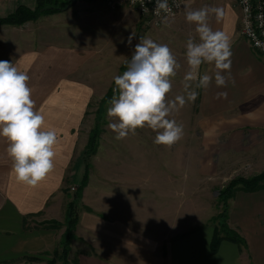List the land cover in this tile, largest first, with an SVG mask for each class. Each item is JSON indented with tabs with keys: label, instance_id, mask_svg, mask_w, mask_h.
Segmentation results:
<instances>
[{
	"label": "crops",
	"instance_id": "obj_1",
	"mask_svg": "<svg viewBox=\"0 0 264 264\" xmlns=\"http://www.w3.org/2000/svg\"><path fill=\"white\" fill-rule=\"evenodd\" d=\"M224 2L222 17L218 21L212 14L209 23L231 39L227 87L216 86L214 65H201V75H213V80L207 89H195L196 100L170 117L183 125L182 139L171 147L155 144L156 133L145 127L137 129L139 137L134 140L140 150L133 151L126 146L135 142L130 135L117 140L113 132L112 141L120 144L109 143L106 153L95 155L98 161L106 154V182L101 174L94 182L91 173L83 190L86 209L79 215L70 264H264V188L238 190L228 201V224L246 245L223 240L216 253L211 249L216 211L208 214L211 198L205 190L219 191L234 178L264 172V56L241 36V10L235 0ZM26 4L33 8L35 0ZM186 8L200 6L186 5L159 26L143 25L151 28L145 37L149 32L154 42L167 44L181 65L172 78L169 100L184 94L187 40L193 36L199 42L195 25L185 19ZM117 47L102 53L99 47L86 48L75 39L72 44L43 43L23 49L16 67L30 77L36 109L45 114L48 126L62 134L55 168L35 188L15 180L7 141L0 138V264H17L20 258H27L24 264H47L44 259L28 258L57 249L64 225L60 231L29 228L25 221L65 219L63 180L71 169V182L79 184L86 166L83 150L73 152L76 135L72 131L81 123L92 94L98 88L110 89L112 78L130 55L127 37ZM218 93L226 96L217 98ZM126 148L135 161L127 160ZM95 157L94 170L101 162L96 163ZM201 203L206 206L204 213H197L193 208ZM195 220L203 223L195 226Z\"/></svg>",
	"mask_w": 264,
	"mask_h": 264
},
{
	"label": "clouds",
	"instance_id": "obj_2",
	"mask_svg": "<svg viewBox=\"0 0 264 264\" xmlns=\"http://www.w3.org/2000/svg\"><path fill=\"white\" fill-rule=\"evenodd\" d=\"M147 11V9H144ZM170 12L167 0H156L153 12ZM222 17V9L205 6L196 10L186 8L185 19L195 25L198 41L190 36L186 43L188 71L184 76V94L169 100L172 78L181 65L167 44H158L150 37H140L134 53L121 75L114 76V95L107 108V116L115 119L108 124L123 140L137 129L145 127L156 135L154 143L171 147L183 137V125L170 119L187 102L199 95L195 90L207 89L213 75H201L202 64L214 65L217 87H227L231 69V39L223 31L213 30L210 15ZM132 37H129L131 44ZM224 73H227L225 75ZM29 75L13 63L0 60V138L7 141V155L12 162L15 180L37 187L55 168L59 133L47 125L45 114L36 109L29 86ZM226 96L218 93L217 98Z\"/></svg>",
	"mask_w": 264,
	"mask_h": 264
},
{
	"label": "rangeland",
	"instance_id": "obj_3",
	"mask_svg": "<svg viewBox=\"0 0 264 264\" xmlns=\"http://www.w3.org/2000/svg\"><path fill=\"white\" fill-rule=\"evenodd\" d=\"M27 1L32 2V0H0V18H5L6 16L15 13L21 6L29 7L27 6V4L24 5V3H27ZM37 2L38 0H35V6L33 8L31 7L29 8L34 9L37 6ZM72 2L70 4H67L60 11L44 14L34 20H28L24 23L1 24L0 25V60L9 61L10 63H13L16 66L18 65V59L20 58L24 48L30 49V48H34V45L38 47L43 43H54V42L60 44H72L75 42V39L76 42L80 43V46H86V48L89 46L97 47V48L99 47L102 53H103L102 50L106 48H109V52H110L113 51L112 49H114L115 47L114 51H117L116 50V48H118L117 45H119V43H121L123 39H126V37L129 40V37L131 36L132 40H131L130 55L122 63L117 73V75H121L124 72V70H127V65L134 53L135 46L138 44V40L140 41L139 38L142 36L145 37L146 31H148L151 28H144L143 25L145 24L143 19L140 17L137 11L131 8L124 7L115 11H110L104 5V3H102L99 0H76L74 4H72ZM223 2L224 0H191L187 5L200 6V8L205 6L220 8L224 5L225 2L224 3ZM69 5L72 6L68 8ZM148 35H150L149 32H147V37H152ZM153 38H155V36H153ZM110 79L111 78H109L108 81ZM112 80L113 82L110 89L101 92L102 88L100 89L98 88V91L92 94V97L90 98L91 100H89L88 105L86 107V111H84L81 123L78 125V127L74 128L72 131V135H76L75 136L76 142L73 152L77 154L80 150H83L82 155L83 156L85 155L84 160L86 161L87 159V162L90 165L89 176L92 173V178L94 182H98L99 180L98 178H96L97 174L99 175L101 174L103 177V182H106V170H107V164H106L107 160L105 154L106 149L110 147V145H108L109 143L111 144L114 143L115 146H117V144H120L119 142L112 141L114 140L112 138L114 134L113 131L108 127V124L110 122L113 121L115 122L114 118L110 119L107 116V108L110 106L109 102L113 97V95L115 94L114 79L112 78ZM96 125L99 127V129H101L97 150L95 153H92L90 156L87 157L84 151L86 150V146L88 145L91 130ZM109 130H111V133ZM58 133L59 136H61L62 132L58 131ZM136 133H138V130ZM136 137L139 136L130 134V138L132 141H135L134 139ZM151 144L155 146L153 143ZM126 146L128 149L133 151L139 152L140 150L139 143L136 141L133 143L129 142L128 144H126ZM142 147H144V144L142 145ZM127 148L125 149V151L128 154L127 160L132 159L133 161H135L136 159L134 157H130V153L128 152ZM150 150L148 149L146 151L147 155ZM98 151L105 152L103 153V158L98 160L99 162L101 161L99 164L97 163L98 161L96 160L95 157ZM147 155H146V162L148 159ZM94 157H95V162L97 163V168H95V170H94V166H91L93 165L92 161L94 160L93 159ZM139 160L143 161L144 157L139 156ZM70 170H68L66 173V176L63 180V184L61 187V191H63L64 200L66 203V216H67V208L68 206H70V209L72 211L71 213L72 218H74L75 215L74 213H76L77 214L76 216H78L79 219L80 212L82 210H85L86 207L82 204L83 195L81 199L79 200L75 199L76 197L75 195L79 192V187L81 182L79 184L71 182ZM255 176L245 177V178H252ZM222 189L223 188L219 189V191L215 189L205 190L206 195L211 198L210 204L212 208L210 209V212L208 214H213V212L215 211H216V215H218L219 213H224L225 203L223 200H220L219 198L220 191ZM93 193L91 195H93ZM202 197L204 198V195ZM197 201H199V197ZM205 207L206 206L203 203H201L195 206L193 209L197 213H204ZM55 221L60 223V225L57 227V230L59 229L60 231L62 229L61 225H64L66 231V225H65L66 217L63 221H59L58 219L51 218L47 221H42V222H38L35 220L34 223L27 220L26 218L25 225L28 226L29 228L35 226L38 228L39 227L53 228L50 226L51 223ZM202 223L203 221L195 220L194 225L199 226ZM56 250L61 253L60 243L58 244ZM56 250L49 253H45L44 255H40L38 257L35 256L36 259L32 261L37 262L40 261L41 259H44L46 260L47 264H51V260L56 261L57 259L55 253ZM16 262L17 264H24L25 262H27V258L26 259L20 258L19 260H16ZM55 264H64V263L63 261L57 260Z\"/></svg>",
	"mask_w": 264,
	"mask_h": 264
},
{
	"label": "trees",
	"instance_id": "obj_4",
	"mask_svg": "<svg viewBox=\"0 0 264 264\" xmlns=\"http://www.w3.org/2000/svg\"><path fill=\"white\" fill-rule=\"evenodd\" d=\"M73 0H38L37 6L34 9H31L26 6H21L19 9L5 18H0L1 24H15V23H24L28 20H34L39 18L40 16L48 13H52L55 11H60L67 4H70ZM125 71V70H124ZM101 133V129L96 125L90 134V139L88 145L86 146V156H90L92 153H95L97 150L99 135ZM85 156V155H84ZM85 172L80 183L79 192L75 195V199H81L83 195V189L86 187L89 180V169L90 165L85 161ZM264 188V172L258 176L252 178L245 177H237L231 180L225 187L220 191L219 198L223 200L225 203V211L224 213H219L215 215L212 219V222L215 224V232L211 242V249L213 253H216L219 249V246L223 240H230L239 245H246L245 239L234 229H232L227 220H228V211L229 204L228 201L233 197L235 192L238 190H242L245 192H253ZM72 211L70 206L67 208V216H66V231L62 234L60 240V248L61 253L59 251H55L56 253V261H63L64 264H69V254L71 251L72 241L76 238L75 230L78 223V216L74 213V218L71 215ZM224 219V220H221ZM60 225L57 221L51 223L50 227L57 228ZM36 257H29L28 260H35ZM55 260H51V264H55Z\"/></svg>",
	"mask_w": 264,
	"mask_h": 264
},
{
	"label": "built area",
	"instance_id": "obj_5",
	"mask_svg": "<svg viewBox=\"0 0 264 264\" xmlns=\"http://www.w3.org/2000/svg\"><path fill=\"white\" fill-rule=\"evenodd\" d=\"M99 1L103 2L110 11L124 7L131 8L138 12L146 26H159L164 19L179 15L191 0H167L171 11L161 10L159 15L153 12L156 0ZM235 4L241 10V36L256 53L264 56V0H235Z\"/></svg>",
	"mask_w": 264,
	"mask_h": 264
},
{
	"label": "water",
	"instance_id": "obj_6",
	"mask_svg": "<svg viewBox=\"0 0 264 264\" xmlns=\"http://www.w3.org/2000/svg\"><path fill=\"white\" fill-rule=\"evenodd\" d=\"M76 2V0H73V2H72V4H74ZM72 5H69V7L68 8H70Z\"/></svg>",
	"mask_w": 264,
	"mask_h": 264
}]
</instances>
